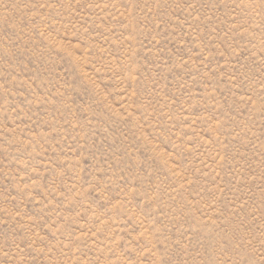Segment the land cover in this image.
<instances>
[{
	"label": "rangeland",
	"instance_id": "obj_1",
	"mask_svg": "<svg viewBox=\"0 0 264 264\" xmlns=\"http://www.w3.org/2000/svg\"><path fill=\"white\" fill-rule=\"evenodd\" d=\"M0 264H264V0H0Z\"/></svg>",
	"mask_w": 264,
	"mask_h": 264
}]
</instances>
